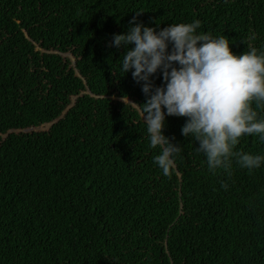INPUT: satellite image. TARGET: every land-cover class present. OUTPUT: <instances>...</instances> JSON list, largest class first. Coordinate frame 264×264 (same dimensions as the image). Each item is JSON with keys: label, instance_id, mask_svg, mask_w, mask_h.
Segmentation results:
<instances>
[{"label": "trees", "instance_id": "16d2710c", "mask_svg": "<svg viewBox=\"0 0 264 264\" xmlns=\"http://www.w3.org/2000/svg\"><path fill=\"white\" fill-rule=\"evenodd\" d=\"M134 16L264 48V0H0V264H264V166L210 171L177 116L164 134L182 152L156 164L127 102L141 84L110 46Z\"/></svg>", "mask_w": 264, "mask_h": 264}, {"label": "clouds", "instance_id": "9594fccd", "mask_svg": "<svg viewBox=\"0 0 264 264\" xmlns=\"http://www.w3.org/2000/svg\"><path fill=\"white\" fill-rule=\"evenodd\" d=\"M129 23L126 32L112 35L110 46L125 50L121 70L131 71L141 84L145 102H127L141 112L150 147L160 148L154 160L164 174L173 171L182 152L164 134L168 116L186 118L181 134L195 137L210 171L230 169L234 157L243 168L264 166V154L234 151L242 136L264 140V48L237 55L225 35L198 31L199 19L159 31L136 16ZM157 73L163 80L159 86L153 79Z\"/></svg>", "mask_w": 264, "mask_h": 264}]
</instances>
